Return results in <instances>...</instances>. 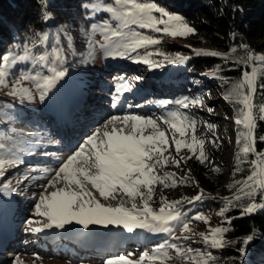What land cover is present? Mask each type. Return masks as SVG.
<instances>
[{"label": "snow or ice", "instance_id": "snow-or-ice-1", "mask_svg": "<svg viewBox=\"0 0 264 264\" xmlns=\"http://www.w3.org/2000/svg\"><path fill=\"white\" fill-rule=\"evenodd\" d=\"M114 5L109 4L102 7L99 3L85 4L84 8H91L93 11H105L109 13L117 26L114 28L110 23L105 21L102 25H93L92 32L100 31L104 35L106 54L111 57H127L130 53L136 52L137 49L146 48L149 45L158 44L160 41L149 35H142L134 31H125L131 25H137L140 28L151 29L155 32H163L169 36L186 37L194 33V29L190 27L184 18L171 14L163 7H159L154 3L139 2V0H114ZM154 13H158L159 16ZM48 15L45 14V19ZM163 27H160V26ZM37 39L31 42V46L25 45L23 54L9 53L4 55L2 63H0V87H9V68L17 62L31 60L33 66L46 68L49 74L44 75L37 72L35 75L21 74L13 83L9 95L20 97L31 101L33 94L30 89L22 87L21 81L30 80L35 84L39 92V99L43 101L47 94L56 86L57 82L66 76V70L61 65L64 62L63 49L53 47L51 52H43L34 55L32 49L37 45H45L49 39L47 33H37ZM85 35H89L85 33ZM119 38V42L113 43L112 38ZM59 40L57 39V44ZM91 45V41L89 42ZM69 48H72L69 43ZM197 55L203 56H221L215 51L197 50ZM92 55L91 50L89 56ZM161 55H163L161 53ZM51 57V59H50ZM225 59L227 57H224ZM170 63H184L186 58L182 56L164 57ZM136 62H143L153 66V62L148 56L138 57ZM255 62H259L257 66ZM245 64H253L251 71H244L240 80L233 86L224 99L230 103L239 104L241 107L237 110L236 124L242 125L243 130L238 131L237 144L240 145L237 154V171L241 163L240 153L244 155L255 154L256 159L251 161L252 171L243 181L244 187L240 189L243 195L249 198V203L243 207V214H253L257 210H264V152H257L255 129L257 127V119L264 120V104L258 108L253 103V98L257 92L258 78L264 77V54L254 56L248 52ZM264 88V82L259 84ZM128 90V85L121 84L117 86L116 92L119 94ZM116 99V97H114ZM161 105L171 103L170 101H161ZM175 103L182 105L184 108L189 107L187 98ZM193 104L197 101H192ZM254 109H256L254 111ZM211 111V109H209ZM121 122L124 127H116V123ZM163 122L174 133L179 134V139L175 135L172 141L175 145L176 153L186 148L188 152L196 154L195 158L204 163L207 159L203 150L204 140L195 135L196 121L190 120L187 116H181L176 112H171ZM112 125L111 131H103L96 129L79 149L60 165L55 173L54 181L49 182V186L55 188L56 183L63 181L64 187L56 188L48 194H41L39 202L35 205V213L37 216L44 218L46 222L41 227L31 228L33 232H40L44 229L59 228L64 229L66 225L73 223L81 225L87 229L90 225H117L132 232L134 229H145L149 232H169V222L176 220L180 213L178 204L180 201H162L159 211H155L150 206L149 201L153 196V185L155 183L164 184L165 187L175 186L176 180L174 174L165 173L164 176L156 174L157 166H166L169 163V157L164 152L169 146V139L165 135V131L160 130L157 120L151 117H142L139 115H126L123 117L113 116L104 125L105 128ZM130 126V131L126 132ZM207 127L212 129L214 126L208 124ZM152 128L154 133L145 135V129ZM191 130L190 142L185 139L186 134ZM259 139L264 140V136ZM155 158V159H154ZM186 156L177 159L171 157L172 163L179 167L181 160L191 159ZM18 159L0 158V176L4 175L7 165L18 163ZM170 181V183H169ZM87 185L99 193L104 200L109 198L115 199V194L119 191L128 196L132 201L130 208L123 204L112 207L102 204L95 198L93 193L89 191ZM9 185H3V190L7 192ZM247 189V191H245ZM257 190L261 192V202L257 203L255 196ZM139 198L141 206H137L136 199ZM201 195L193 197L194 200H200ZM240 195H236L233 199L240 200ZM191 202V201H189ZM226 205H231L232 201L225 199ZM227 207L221 209L219 215L223 216L227 212ZM196 221H204L207 223L206 217L202 214L196 215ZM29 225L34 223L28 222ZM40 223V221H35ZM230 223V221H229ZM183 232H191L189 223L182 224ZM227 227H216L202 233V240L211 248L219 249L225 246L224 234L228 232ZM187 239V237H185ZM254 239V235L247 236L243 241L239 251L245 253L246 246ZM170 247L176 249L178 255L185 257L191 261V264H210L215 258L210 252L200 253L188 248L181 250L175 244ZM163 246L149 252H144L138 259L133 260L128 256L121 255L116 259H110L107 264H165L168 259V253L163 251ZM14 264H21L19 258Z\"/></svg>", "mask_w": 264, "mask_h": 264}, {"label": "trees", "instance_id": "trees-1", "mask_svg": "<svg viewBox=\"0 0 264 264\" xmlns=\"http://www.w3.org/2000/svg\"><path fill=\"white\" fill-rule=\"evenodd\" d=\"M139 2H153L169 13L183 17L184 21L194 29V33L173 42L170 36L163 32L137 29L138 33L152 36L160 42L137 49L136 52L131 53L132 57L137 59L148 56L156 65L169 63L164 59L165 56L187 57L189 74H198L216 80L217 85L214 88L208 87L206 93L212 92L213 89L219 91L223 96V100L220 101L224 112L236 121L237 110L241 106L230 103L224 99V96L232 90L244 71H251L253 64H245L247 53L251 52L254 56L264 54V0H139ZM94 3H99L102 7L109 4L115 6L114 0H0V58L9 53L22 55L24 46L26 44L31 46V42L38 38L37 33H47L49 36L47 43L33 48L34 55L45 51L51 52L53 47H59L63 49V54L67 57L68 64L74 67V71L77 69L76 66H89L93 61L90 59L89 51L91 50L92 53L94 51L92 26L102 25L107 21L113 25L112 27H116L114 26L116 21L109 13L83 7L85 4ZM45 14L48 15L47 19ZM132 27L133 25L125 31H131ZM85 33L89 35L86 36ZM113 39L115 43L119 42V38ZM69 43L72 45L71 49ZM205 48L214 49L221 56L196 54L197 50ZM255 63L259 65V62ZM23 67L26 68L25 71L22 70ZM28 69L34 74L43 72L39 66H33L31 60L17 62L9 68L7 77L9 85ZM262 82L264 77L258 78L257 92L253 98L257 108L264 104V88L259 87ZM7 91L8 89L0 87L1 119H8L10 116L8 112L12 110L9 102L2 98L5 95L7 99L11 96ZM14 98L20 100L19 97ZM199 102L205 104L203 99ZM183 116L196 121L195 135L204 140L203 150L207 159L204 163H200L195 158L199 150L193 155L186 148L181 149V157H192L182 161L190 168L199 189L194 185L187 186L183 179L174 175L176 185L173 190L186 188L189 194L181 195L174 200L180 201L177 206L180 215L172 223L191 224L196 221L193 218L198 214L227 207V212L216 220L217 223L229 226V231L225 234V246L214 249L205 244L202 238H197L198 242L192 244L194 250L200 253L210 252L215 258L210 264H264V210L243 214V207L250 201L240 189L244 187L243 181L251 174V161L256 159V156L251 153L248 155L240 153L241 163L237 171V154L240 148L237 144V135L238 131L243 130L242 125L236 124L234 128L236 146L233 163L229 166L216 160L217 155L225 154L226 145L219 136L221 124L205 121L200 112L192 110L185 111ZM208 124L214 127L209 129ZM191 135L189 130L185 138L189 142ZM255 136L257 152H264V140L259 139L264 136V120L257 119ZM180 177L184 178V176ZM219 192H224V196H215ZM197 195H201L202 198L198 201L192 199ZM236 195H240V200L233 199ZM226 198L232 201L231 205H226ZM255 200L257 203L261 202L259 190ZM226 219H229L230 223L226 222ZM249 235H254V239L246 246L245 253L241 254L239 249L244 246L242 241Z\"/></svg>", "mask_w": 264, "mask_h": 264}, {"label": "rangeland", "instance_id": "rangeland-1", "mask_svg": "<svg viewBox=\"0 0 264 264\" xmlns=\"http://www.w3.org/2000/svg\"><path fill=\"white\" fill-rule=\"evenodd\" d=\"M145 3H153V2H145ZM154 14L159 16V14L156 13ZM117 23L118 22L116 21V24L114 26H117ZM160 27L163 26L161 25ZM131 29L134 30V32L135 31L138 32L137 29L140 30L144 28H140L137 25H133ZM92 38L94 42V46H93L94 51L90 59H93V61L89 64V66L86 65L76 66L77 69L76 71H74L75 69L72 70V68L74 67L68 64L66 60L67 57L65 56V54H63L64 62L61 65V67L64 70H66V74L69 78H72L76 81H72L68 79L67 76H65L62 79V81H58L59 83L57 82L58 84H56V86L54 87L55 93L57 91L56 89H59V87L61 89H65L68 88L69 85L70 86L75 85L79 88L80 86L82 88L83 87L85 88L86 86L90 87L93 85V83H95V80L97 79L96 73H103V74L107 73L108 71L105 70H108L109 68L110 69L113 68L114 70H116L119 68L128 67V69L132 70L131 72H134V74L138 73L146 77L144 79L135 77L136 81L137 79H139L142 83V81L145 80L146 81L145 83H147V87L149 88L152 85H155L156 89L153 90L154 92L153 94H158L161 95L162 97H171L169 99L167 98V100L171 102L170 109L165 111L160 110L161 112L157 114L155 112H152L151 115H149L147 112L141 114L142 117H151L156 119L158 124L160 125V130L165 131V135L169 139V146L167 150L164 152V155L170 158L169 163L166 166L158 165L156 168L157 175L164 176L165 173H172L177 177L179 176L181 180L183 179V181L187 183V186L194 185L199 189V186L196 184L190 168L182 160H181L182 161L181 166L179 167H177L174 163H172L171 157H176L177 159H179L181 158V152L176 153L175 145L172 141L173 135H175L176 138L179 139L180 138L179 134L174 133V130L171 129L169 125L163 122V119L167 118L168 114L171 112H176L181 116H183V113L185 111L192 110L195 112H200V114H202L205 121H209L210 123L218 122L219 124H221L222 128L219 136L226 145L225 154L217 155L216 160L222 164L226 163L227 165L231 166V164L233 163V152L236 146L235 133H234L236 122L233 118H231L229 115H227L224 112V109L220 101L221 99L223 100V96L219 91L213 89L212 92L206 93V89L208 87L214 88V86L217 85L215 79H211V78L207 79L198 74L195 75L189 74L187 70H185L187 68L186 67L187 65L186 61L188 59L187 57H185L186 60L184 63L173 64L169 62L160 65H156V63H153V66H149V64H145L143 62H136L135 57H132L131 53L127 57L108 56L106 54L105 48L102 47V45L105 44V40L103 33L100 31L94 32ZM179 38L180 37L173 38L172 36H170V40L173 42L179 41ZM113 43L115 44L114 39H113ZM201 50L218 52L210 48H205ZM114 65L116 66L111 67ZM173 65H175L177 68L179 67L178 74L180 75L178 76L175 75L173 77H166L165 76L166 69L168 67L170 68ZM25 69L26 68L24 67L22 68L23 71H25ZM42 70H43L42 73L46 75L47 69L43 68ZM24 74L35 75L31 69L26 70ZM92 80L94 82H92ZM172 83H177V85L175 84L173 85ZM62 84H66V85H62ZM12 85L13 84H10L9 87L5 88V90L8 89L7 92H10ZM21 86L31 90L33 94V99L29 101L27 99H21L19 97L20 100H18L12 96H9L7 99L6 95L3 96L2 97L3 100L6 99L9 102V104L12 106V110L8 112L10 118L15 117L17 113H22L20 116L24 118L25 114H27L26 111L32 110L33 108L42 109L45 105V102L47 101L48 94L43 101L39 99V92L32 81L23 80L21 81ZM75 86H73L72 88H74ZM185 98H187V101L189 102V107L184 108L182 105L175 103L176 101L185 100ZM201 99L204 100L205 104H201L199 102V100ZM192 101H197V103L193 104ZM209 109H211V111H209ZM107 129H108L107 131H109V127ZM4 130H5L4 127L0 125V158L18 159L19 162L13 165H7L5 167L4 175L0 176V191L1 194H3L1 190L3 189L2 184H8L9 189H11L12 195L14 197L13 193H15V190L14 188H12V186L14 185V183L18 181V179H16L14 175H12L9 178H5V175L10 171H14L13 172L14 174L20 173L21 171H24L26 169V166H24L23 163L22 165L20 164L21 162H23V159L20 158L21 150L15 144L7 145L8 142L6 141V138L4 136L5 131L8 134L12 133V131L9 128H7L5 131ZM154 131L155 130L152 128H146L144 134L151 135L154 133ZM73 144L74 143H72V146H74ZM24 173H22L21 175H23ZM180 176H184V178ZM87 187L89 191L93 193L95 198L106 206L115 207L121 204H123L125 207L128 208L132 206L133 201L122 192L118 191L115 194V199L109 198L107 200H104L99 196L98 192H96L94 189L91 188V185H87ZM153 189H154L153 196L149 201V203L152 209L155 211H159V209L162 206L163 200L174 201L177 200L181 195L189 194L188 189L186 188H181L175 191L173 190L174 189L173 186L165 187L161 183H155L153 185ZM22 192L27 193V195L29 194V196L32 195L30 194V192L28 193L27 191H24V189H22ZM17 193L15 195L16 198L14 197V199L20 197V195ZM224 194H225L224 192H219L216 193L215 196L221 197V195L224 196ZM206 196H211V194H206ZM225 197H228V195H225ZM20 198L22 199V197ZM135 203L137 204L138 207L141 206V201L139 198L136 199ZM220 211L221 209H214L202 213V215L206 217L207 223H205L204 221H195L194 223L189 224L191 232H187V233L183 232L181 223H175V222L172 223V221H170L168 225V227L170 228L169 232H150V233L148 232L147 233L148 237L142 236L139 238L138 233L136 234V229H134L135 231H132L133 237H137V240H135L134 242L131 241L134 238L130 237L128 235L129 233H127V230L121 228L122 226L115 227V225H108V226L99 225L101 228H108V227L111 228L115 227L117 229L121 228L122 232L120 231L121 233H119V236H117L116 243H114L115 247L112 250L110 249L111 245H108L110 248L99 246L98 247L99 252L97 250L94 251V249L92 251H83L75 246L71 247L67 245L68 247H62V250L55 252V250L54 251L51 249L44 250L43 248H40L38 246L39 240L37 239L34 240L37 232L31 231L30 227L31 228L41 227L42 224L46 221L44 220V218L36 215L34 204H28L21 211L20 214L22 215H18L15 217L19 219V220L17 219L18 226H15V228L14 227L10 228L9 227L10 224L8 225V221L7 220L5 221L8 228L12 230L11 231L9 229L10 233L11 234L15 233V237L19 235V232H21L22 239L20 240V250H17L14 253V256L11 255V253L8 250L3 254L4 257L1 258L4 259L3 264H14L17 258H19L21 264H107L108 260L116 259L121 255L128 256L130 259L136 260L144 252H149L151 254L154 249L163 246L162 250L168 253V259L165 261V264H191L190 260L178 255L176 249L170 247V245L175 244L177 248H180L181 250H186L188 248H191L193 249V254H195V252H197L198 250H194L195 247L192 244L198 242L197 238H202L201 236L202 233L206 234L210 229L221 226L227 227L229 229L228 224L217 223L216 221L217 218H220L221 216L219 215ZM30 220L34 222L31 225H29L28 223ZM35 221H40V223L39 224L35 223ZM226 222H229V219H226ZM70 231L71 230H69L68 232ZM140 231H147V230L141 229ZM225 234H224V239H225ZM185 237H187V239ZM19 238H21V235L19 236ZM64 243L66 244V242ZM91 249L92 248H90V250ZM144 264H149V262L146 260L144 261Z\"/></svg>", "mask_w": 264, "mask_h": 264}, {"label": "bare ground", "instance_id": "bare-ground-1", "mask_svg": "<svg viewBox=\"0 0 264 264\" xmlns=\"http://www.w3.org/2000/svg\"><path fill=\"white\" fill-rule=\"evenodd\" d=\"M115 66L116 65L111 66V67H115ZM72 70H73V68H72ZM105 71H108V72L104 73V74L103 73H96L97 79L95 80V83H93V85L90 87L86 86L85 88L84 87L82 88L80 86V88H79V87L73 85L75 87L72 88L73 86L69 85V87L65 88V89H61L59 87V89H56L57 90L56 93H55V88H53L54 90L52 89L49 92L47 102L49 101L48 102L49 105L52 104L53 108L58 109V110H54L55 112H59L61 110L60 107L61 106L63 107V105H64V106H66L64 108V111L67 113L68 108L70 109V107H67V105L70 106L71 103H73L77 100H79L80 104H82V105L78 108H75L74 106L71 105V107L73 109V110H71L73 113V121L76 123L74 125L73 130H72V133H73L72 138L69 140L68 139L66 140L64 138V136H62L60 134H58L57 137L55 136L56 134L54 135L55 136V140H54L55 142H59L58 140H60L62 138L64 140H66L67 142H69V145L64 147L62 150L59 151L60 154L66 155L67 157H63L61 160H59L55 164V167H53L52 172L45 174L41 169L47 168L44 170H48V167L46 165L47 163H45V162L40 163L42 165L37 164L38 158L35 157L36 154L33 153L31 159L30 158L26 159L25 162L23 163L24 166H26V169L25 170L23 169L24 171H21L20 173H17V174H14L13 173L14 171H10L9 173H7L5 175V178H9L12 175H14L15 178L18 179V181L16 183H14V185L12 186V188H14V190H15V193H13V194H14V197L16 198L15 195L18 191L17 194H19L20 197H22V199L20 197L17 199H14V197H13V199L11 200L13 203L16 201L15 205H17V208H15V210H14V215L15 214L16 215L17 214L22 215V214H20L21 211L28 204H34V206H35L39 202V198H40L41 194L46 195V194L50 193L51 191H55L56 188H61V187L65 186L64 182L60 181V182L56 183L55 188H53V187L49 186V182L54 181L55 173L59 169L60 165L68 158V156L72 155L75 151H77L79 146L81 144H83L84 141L90 135H92L93 132L96 131V129L99 128L100 131L103 132V131L108 130L107 128L109 127V131H111L112 125H108L107 128L104 127V125L111 119V117H113V116L123 117L126 115H139V116H141L142 113H146V112L149 115H151L152 112H155L156 114L161 112L160 111L161 109H159V108H156V109H154V108L153 109H151V108L134 109L133 111L128 112V111L124 110L123 108H119L121 106H118L115 110L103 111L101 109V107L98 106L97 101H104V103H106V104H111L113 102L118 103V100H120V98H122L121 94H118L116 92V86H114L118 81L121 82V84H126L127 80L130 77H138L141 79L146 78L145 76H143L141 74H138V73L134 74V72H131L132 70L128 69V67L119 68L116 70H114L113 68L112 69L109 68L108 70H105ZM66 76H67V74H66ZM70 79H72V78H70ZM60 81H62V80H60ZM92 82H94V81L92 80ZM108 84H112L114 87L112 88L111 86H109L110 92L106 93L103 90L108 87ZM172 84L177 85V83H172ZM62 85H66V84H62ZM88 85H89V83H88ZM166 85H168V84H166ZM131 86L134 87L135 90H138L141 85L133 83ZM131 86H128V88ZM80 94H81V96H80ZM114 97H116V99H114ZM147 97H148V94H142L136 98H134L133 96H126L123 98V100H125L127 102H132V103L135 100L139 103H143V102L147 101ZM167 98L169 99L171 97H166V99ZM89 104H93L91 106V107H93V108H91V110H95L96 113H100V114H98L97 116H92V117L88 116V115L85 116L84 109H82V108L87 107ZM37 111H40L41 114H45V111L43 110V108L42 109L33 108L32 110L26 111V113L28 115L25 114L24 118L20 116L22 113H17L15 115V117H12V118L9 117L8 122L12 123V122H14V120H20L21 122H25L27 120L30 121V119H31L30 115L37 112ZM23 113H25V112H23ZM3 127L5 130L8 128L6 126H3ZM116 127L120 128V127H124V126L121 122H117ZM130 130H131L130 126L127 129H125L126 132H128ZM5 133H6V131H5ZM21 133L22 132L12 131V133H9L10 135H12V136H10L9 140L15 141L16 139L19 138ZM76 142H77V144H76ZM9 143H10V145L14 144V142H12V143L9 142ZM72 143H74L73 144L74 146H72ZM61 144L65 145L66 143L65 142L64 143H56V145H61ZM48 162H50V160H48ZM20 164L22 165V162ZM32 167H35V168H32ZM22 173H24V174L21 175ZM2 185H5V184H2ZM22 189H24V191H27L28 193L30 192V194H32V195L31 196H29V194L27 195V193L22 192ZM8 191L11 192V189H8ZM0 195H1L0 196V199H1V197L4 196L5 194H1V191H0ZM1 213H2V208H0V226L1 225L4 226V231L6 229H7V231L4 233L5 239L3 241V244H2L0 250L10 249L11 255L14 256V253L17 250H20V240L22 239V234H21V232H19V235L15 237V233L11 234L9 229L11 227L15 228L14 223L16 221H18L17 220L18 218H16V221H13V224H11L8 220V225L10 224L9 225L10 228H8V226L6 225V222H5L6 221L5 217L7 216V214L2 213V215H1ZM74 229H75V225L73 223L71 225H66L64 230H61L59 228L54 227L51 229H44L43 231L51 230V231L58 232V230H59L60 232L65 231V233L68 234L70 232H72V233L77 232V231H73ZM69 230H71V231L68 232ZM140 230L141 229L136 230V234L138 233V237L139 238L142 236L146 237V235L149 231H140ZM116 231L117 230H114L113 232H110V233L104 232V231H99L101 233H104L103 237H105V238L96 246V248H97L96 250L98 251L99 246L110 248L108 245H111L110 249L112 250L115 247L114 243H116L117 236H119L118 232H116ZM20 235H21V238H19ZM135 240H137V237L132 239L131 241L134 242ZM92 250L93 249H91L90 251H92ZM111 250H108V251H111ZM108 251H106V252H108ZM102 252H104V251H102ZM2 253H4V252L0 253V255H1L0 256V264H3V262H4V259L1 258V257H4V255Z\"/></svg>", "mask_w": 264, "mask_h": 264}]
</instances>
